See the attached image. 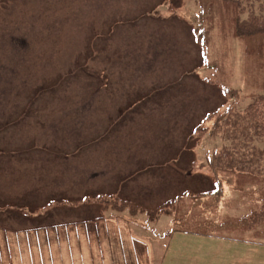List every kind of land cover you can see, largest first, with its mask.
<instances>
[{
    "label": "rangeland",
    "instance_id": "obj_1",
    "mask_svg": "<svg viewBox=\"0 0 264 264\" xmlns=\"http://www.w3.org/2000/svg\"><path fill=\"white\" fill-rule=\"evenodd\" d=\"M213 2L215 15L203 13L201 5ZM158 4L0 0V264H150L140 237L150 238L151 264H212L190 260L193 250L209 256L205 239L166 236L203 205L178 203V215L150 223L138 212L212 188L194 173H206L203 164L224 155L229 142L216 117L209 129H191L223 108L218 85L206 84L205 75L225 70L245 108L264 96V41L248 43L250 57L234 30L237 22L264 25V0ZM206 45L210 57L202 63L197 51ZM254 145L264 146L261 138ZM194 157L203 164L192 167ZM249 171L233 173L264 198V183ZM240 193L230 195L229 208L243 209ZM96 194L132 206L120 209L115 197ZM256 255L235 264H264Z\"/></svg>",
    "mask_w": 264,
    "mask_h": 264
},
{
    "label": "trees",
    "instance_id": "obj_2",
    "mask_svg": "<svg viewBox=\"0 0 264 264\" xmlns=\"http://www.w3.org/2000/svg\"><path fill=\"white\" fill-rule=\"evenodd\" d=\"M215 4L216 2L207 5L208 11H216ZM259 29L245 31L241 28L238 36L261 45L264 41V29ZM256 106L259 108L256 109ZM215 126L219 132L222 130L226 135L229 145L224 155L216 158V161L210 166L217 183V189L196 196L198 201L203 204L202 213L211 211L214 206L217 207L224 196L223 187L225 184L231 186L244 184L243 182L254 184L245 175H242L245 181L236 180L237 174L234 175L233 172L249 174V170H251L255 181L259 184L264 183V146L254 145L258 138H261L262 144H264V96H260L255 103L250 104L247 108H229L219 116ZM229 174L232 176L225 177Z\"/></svg>",
    "mask_w": 264,
    "mask_h": 264
},
{
    "label": "crops",
    "instance_id": "obj_3",
    "mask_svg": "<svg viewBox=\"0 0 264 264\" xmlns=\"http://www.w3.org/2000/svg\"><path fill=\"white\" fill-rule=\"evenodd\" d=\"M200 242V241H199ZM208 254L215 259H223L225 263L235 264L238 257L248 252V256H255L261 253L262 249L254 248L262 245V240L253 239L251 243L241 244L238 241L205 239ZM249 246V247H247ZM254 246V247H252ZM247 247V248H246ZM197 251V250H196ZM233 255V259H232Z\"/></svg>",
    "mask_w": 264,
    "mask_h": 264
}]
</instances>
